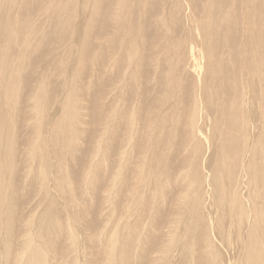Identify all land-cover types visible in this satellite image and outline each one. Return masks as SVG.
<instances>
[{"label":"bare ground","instance_id":"bare-ground-1","mask_svg":"<svg viewBox=\"0 0 264 264\" xmlns=\"http://www.w3.org/2000/svg\"><path fill=\"white\" fill-rule=\"evenodd\" d=\"M130 13L131 19L124 21ZM103 24L116 34L110 42H126L127 52L122 49L120 56L109 57L106 51L95 50ZM133 31L138 33L135 43ZM155 33L160 37L156 47L166 51L162 52L165 61L150 63L154 70L148 78L133 70V57L145 62L143 34ZM165 34L170 37L164 41ZM43 49L57 54L45 60ZM84 61L90 64L85 72L94 75L88 87L95 99L96 90L100 99L105 95L96 81L105 84L107 80L101 79L122 69V79L107 95L113 109L107 108L105 115L120 124L124 118L128 134L124 146L134 141L128 145L131 152L136 137L144 138V150L140 148L144 155L138 160L148 165V171L134 167L145 173L137 186L139 195L129 190L128 196H120L118 187L112 188L103 197L107 210L87 217L88 211L75 213L79 191H73L75 183L64 163L78 159L67 149L78 130L65 118L74 116L67 101L74 96L72 88L81 79ZM34 64L41 67L40 80L32 89L30 81L25 82L31 94L26 101L27 121L32 120L25 124L32 137L21 142V136L15 137L20 117L14 116L18 104L14 95L21 90L24 74L37 68ZM49 83L57 87L50 100L55 104L53 114L45 111ZM123 83L130 87L116 93ZM125 97L127 103L136 101L135 107L126 102L118 106ZM140 98L149 99L147 116L138 115ZM153 103L157 106L151 109ZM174 135L180 137L185 152L179 161L184 168L168 184L161 179L167 177L166 161L173 157L161 146L174 150ZM98 141L95 155L102 151ZM134 155L128 160L122 153L118 157L119 162L126 158L122 167H116L124 173L120 186L123 180L128 182L125 162L132 163ZM96 161L90 162L94 168ZM94 168L86 171L85 180ZM117 171L110 185L118 181ZM166 193L172 196L165 198ZM30 196L27 217L18 215L16 220L15 202ZM119 204L129 210L126 215H114ZM166 206L172 210L168 220L158 210ZM98 221L102 223L97 225ZM157 222L161 227L155 226ZM77 223L106 229L103 243L101 238L99 244L94 238L90 241V258L84 242L91 236H83ZM14 226L24 238L16 242L15 255ZM151 240L157 247L148 246ZM65 244L67 258L65 252L55 253L66 249ZM101 248L105 258L97 260ZM155 250L160 253L157 264H264V0H0V264H63L62 260L64 264H141L143 251L154 254Z\"/></svg>","mask_w":264,"mask_h":264},{"label":"rangeland","instance_id":"rangeland-1","mask_svg":"<svg viewBox=\"0 0 264 264\" xmlns=\"http://www.w3.org/2000/svg\"><path fill=\"white\" fill-rule=\"evenodd\" d=\"M131 14L132 13H130L129 16H126V18H125L124 21L130 20L131 17H132ZM101 27H102V32L100 33V35H97V40L95 42V48H96L95 50H97L98 52H101L102 50H104V51H106L105 53L109 57H118V56H120V53H121V50L122 49L125 52H127V46H128V44L126 42H115V43L110 42L111 37L113 39L114 36H116V34L114 35V33H111V30L110 29L108 30L107 29L108 27L106 25H104V24ZM112 30H115V29L112 28ZM145 35L143 34V37H142V40H141V42L143 41L141 43V45L144 46V47L143 46L141 47V49L144 48V49L141 50V54H143V53L146 54L145 62L144 63H141L140 61H138L140 59L139 57H137V58L136 57H133V61H135L134 62V65H133V70L136 69L138 71V73H139L140 76L144 75V76H147L148 78H150V76H151L150 73H152L153 70H154V68H152L153 66L150 65V63L154 62V65H157V62L158 63H164V61H165V58L164 57L165 56H163L162 52L164 51V53H165L166 51L163 48L156 47V46H160V43L158 41L160 37L158 36L157 33H155V36H152V35L151 36H145ZM137 36H138V33L137 32L133 31L131 33V37L133 39V43L136 42L135 39H136ZM167 37L169 38L170 36H166V34H165L164 41L166 39H168ZM163 47L167 50V48L165 46H163ZM56 54L57 53H55L54 51L49 50V49L47 51H44V49H43L42 52H41V56L45 60H49L53 55L56 56ZM160 54H162L161 57L159 56ZM137 62H139V64ZM83 64H84L83 67L85 68V70L81 71V73H80L81 79H80V81H77L75 83L77 85L74 84V86L72 88V90L74 89V91H73L74 96L70 97L68 99V101H67V104H68L67 110H72V113L73 112H75V113H74V116L72 118H70L68 116H66V118H65L66 119V123H68L69 126H71L72 124L75 126V124H76V127L75 128H76V130H78V131H76L75 139L68 145V148H67L69 154L70 155H73L75 158H78V159H75L73 161H66V162L64 161V163H65L66 168L68 169V173H69V176H70V180L72 181V183H75V184H73V191L74 192H75V190L76 191H79L77 194L75 192V195H76L75 200L76 201L75 200L74 201H75V205L77 207L76 208L77 212H75V213L78 214V212H81V211L87 213V211H88V213L86 215V217H87V216L90 215V213L92 214V216H98L99 214L102 215L107 210V209H105L107 207V205H108V202H107V199L106 198L108 197V193H109L110 190H112V188L116 189L118 187L116 190H117V192H118V194L120 196H122L124 193H126V195L128 196V194H129L128 191L129 190L130 191L132 190L135 193L137 191V186H139L142 183V180L144 179L145 173L144 172H140L137 169L134 170V167H136L138 169H143V170L146 169L145 171H148V168H147L148 165H144L143 160H138V158L140 156H142V158H143V155H144V152H143V155H142V151L140 149V148H142L144 150V148H143V140H144V138H142L143 140L140 139L139 136H137L136 139L134 138L135 140H137L136 141L137 142L136 143V148L134 150V148L132 146L133 151L131 152V148H129L128 145L129 144L132 145L133 144L132 142H134V141L130 142L129 144H126L127 145V146L125 145L126 147L124 146L125 141H126V139L128 137L127 136L128 134H127V132L125 131V128H124V123H123L124 122L123 121L124 118L121 117V120H120L121 124H120L119 123V120H117V122H115V120H113V118H110L109 117L110 115L109 116L105 115V112H106L107 108L110 107L109 109H111V107H112V106H110L108 104L110 102V99H112V98H108L107 99V95H108L109 91H113L115 89V87H112V86L117 85L116 84V83H118L117 79L118 78H121L122 79V77H121V74H123L121 72L122 69L119 71L120 73H115L114 72L115 69H114V70H112L113 71V74L111 76H109L108 79H105V78L101 79L103 81H106L107 80L106 83H105L106 85L103 84V83H101V82L96 81V85H98V87H100V91L103 92V94H105V95H103V97H102L103 99H100V96H98V91L96 90V96H97V98L95 99L94 98V91L92 89L90 90V88L88 87V83L92 80V78H93L94 75L88 76L89 74L86 73L85 71H87L86 68H88L90 70V68H89L90 67V64L88 62H85V61L83 62ZM106 64L107 63L105 62L104 65L106 66ZM37 65L38 64H36L35 66H37ZM148 66L151 67V70H149L147 68ZM141 67H143V68H141ZM138 68L139 69H142V74H140L141 71ZM34 69L35 70H32L31 72H27V73L24 74V78L22 79L23 82H22V85H21V90H20V92H18V93H16L14 95V99L18 102L17 107L14 110V116L16 118L17 117H20V120H17V123L15 124L16 125L15 137H16V139H19V137L21 136L20 137L21 138V142L23 141V138L24 137H29V138L32 137V135L30 136L28 134L29 131H28V129H26V126L27 125L25 123L32 121V120L27 121V116H28L27 115V110H28V106L27 105L29 103L26 102V101H28V99H29V97L31 95L28 92V90L29 89H32V84L35 85L38 82V79L40 80V77H41V76H39V73L41 72L40 71L41 70V67L40 66H37V68L35 67ZM72 70L78 72V70L76 68L75 69H72ZM128 70H129V72H131L132 71V68L131 69H128ZM43 71H44V69H43ZM27 81H30V83H31V86H30L29 89H27L25 87V82H27ZM46 87H47V90H48V97H47V102H46V105H45V108H47V109L45 111H47L50 114H53L54 113V110H55V104H54V101L50 103V100L53 98V92H54L53 90H56L57 87L54 86V84H52V83L46 84ZM129 87L125 83L120 84V85H118L116 87V93H120L121 94V92H123V90L125 88H126V91H127V88H129ZM146 88L148 89V90L146 89V92H149L150 91V88H151V85L150 84L147 85ZM146 92H144L143 95H146L147 94ZM64 93H65V90H64L63 94ZM64 95H66V93ZM149 95H150V93H149ZM109 97H110V95H109ZM48 99H49V101H48ZM148 100H145L144 101V100L141 99V106H140L141 109H139L140 111L138 110V115H141V116L146 115L147 116L148 109L150 108V105H148V102H149ZM97 101H99L100 103L103 102L102 104H100L101 106L97 103ZM123 102H126V104H128V105H132V107H135V105H136V101L130 102V103L128 102L127 103V98L125 97V99L123 101H120L119 102L120 104H118V106L121 105V104H123ZM114 105H115V103L113 104V106ZM156 106L157 105L155 103H153L151 109L152 108H155ZM112 109H113V107H112ZM104 116H105V119H104ZM28 120H29V117H28ZM94 120H96V121H94ZM111 120H113V121H111ZM71 121H73L74 123H72ZM107 124L111 125V126H109L108 129L106 128ZM135 126L138 128L140 126V124L138 122H136L135 123ZM115 127H116L117 130L114 129ZM104 131H106V132L104 133ZM121 132H122V135H121ZM107 133H108V135H107ZM176 133H178V132H176ZM104 135H105V137H104ZM172 137L175 138L176 136L174 135ZM178 137L179 136H177L176 137V140H175V141H177L176 142L177 146H176V144L174 145V147L176 146V148H174V150H173V147H171V146H165V145H162L161 146V147H163L162 148L163 150L166 147L167 153L170 154V156L173 157V158L170 157L168 160L166 159L167 160L166 161V164H167V167H168V168L166 167V173L168 172L167 169L169 170V172H168L166 178H162L161 179V180H164V179L168 180L169 181L168 184H171V182H173L175 180L176 174H178L179 171L181 172L182 171V168H184L183 167V164L180 165V162L179 161L183 158L185 152H183L184 149H180L179 143H180L181 139H180V137L179 138ZM97 139H99V141H98L99 142V148L98 149L99 150L102 149L101 152H104L105 155H104V153H101V152L100 153L97 152L98 153L97 155L94 154V150H95V148H96V146L98 144L97 143ZM124 139H125V141H124ZM85 140L87 141L86 143L84 142ZM64 142H67V140H65ZM119 144H120V147L121 148L119 147ZM23 148H24V146H23V143H22L20 145V149H19L20 150V153L19 152L17 153V151H16L17 155L15 154V157L16 158L18 157L17 159H19V154L21 155V153L23 152L22 151ZM89 148H90V150H89ZM176 149L178 151L181 150L182 151V152H180L181 154L177 153L178 151ZM119 150H121V151H119ZM175 150H176V152H174ZM170 151H171V153H169ZM83 152H85V154ZM121 153L128 156L127 160L129 159V157L131 155H134L135 154L134 157L132 158V163L131 162H128V163L125 162V164H128L127 167H126V169L127 168L128 169L126 170L127 172L125 174H127V176H129V178H128V182L125 181V180L122 181L123 182L122 183V186H120L121 184L119 185V183L121 182L120 180L123 179L120 176V174H124L123 173V170L122 171L121 170H119V171L116 170V169H118V168H116L117 167V164L118 165L120 164V167H122L123 166L122 165L123 164V160L126 159L125 156H122L121 159H120V162H119V158L118 157L121 156ZM174 153H177V156H175L176 154H174ZM86 154H87V156H86ZM89 154H90V156H89ZM100 156H102V157H100ZM148 157H149V155H148ZM97 159H99L100 161L97 160ZM85 161H86V163H85ZM91 161H92V163L96 161L95 168H94V166L91 165V163H90ZM104 162H105V164H104ZM88 163L90 164V166H87ZM92 168H94L95 170H93L92 172H90L89 176H87V180H85L84 176L86 175V171L87 170L89 171ZM73 169H75V170H73ZM131 170L132 171L134 170V172L131 173L132 172ZM156 170H158V169H156ZM73 171L74 172H77V174H74ZM115 171L118 172V174H117L118 181L115 180L114 184L113 185H110L111 182H112L113 173ZM158 173L160 174L161 171L158 170ZM72 175H73V177H72ZM74 175H77L81 179L76 178ZM161 175L163 177V174H161ZM21 178L22 177H20V181L22 180ZM92 179L94 180V182H92L93 181ZM89 180H90V182H89ZM103 180H105V181H103ZM177 181L178 180H176V182ZM17 183L18 182H15L16 186H17ZM77 183H79V185H77ZM116 183L119 186H117ZM20 187L21 186L18 185V188H20ZM75 188H78V190L75 189ZM90 188H91V190H90ZM89 190L91 191V194L89 193ZM92 190H93V192H92ZM94 190H96V191H94ZM166 190H168V189H166ZM84 194H85V197H84ZM135 194L136 195H139V191L136 192ZM168 194L169 193H166L164 195V197L166 195H168ZM170 194H169V196H172ZM77 195H80V196L78 197ZM32 196H30V197H24V198L20 199V201H18L17 203L15 202V206H17V209H18L17 215L15 216L16 220L19 221V216L20 217L23 216V217H21V219H25L27 217L28 212H29L28 209H30L29 208V205L32 207V204L30 202V199H31ZM81 197H82V199H81ZM103 197H106L105 198L106 201H105V199H103ZM165 198H169V197L166 196ZM82 203H83V205H79V204H82ZM95 205H96V209L94 208ZM70 207H71V209H74L73 207H75V206H73V207L70 206ZM80 207H81V209H80ZM122 208H123L122 207V204H119L118 207H115V211L116 212H115L114 215L117 216L118 215L117 212L118 213L119 212H122L124 215L127 214L126 212H129V210L127 209V207H125L124 209H122ZM166 208L167 209H164L162 207H159L158 210H159V212L162 211L160 214L163 213L162 215L165 216L164 219L165 220H168V219H171L172 218V214H171L172 210L170 208H168V206H166ZM86 209H88V210H86ZM75 213H73V215L76 217ZM168 214H170V215H168ZM167 215L170 216V218ZM18 221H17V223H18ZM82 221H85V220L84 219L83 220H80V222H82ZM101 223L102 222L98 221L97 222V225H100ZM15 225H16V223H15ZM77 226L80 229L83 230V234H84L83 236H85V233H86V235H88L87 238H89L91 236V238L89 239V241L86 240V238H85L86 242H84V245L86 246L85 251H86V254L88 256L87 258H90V254H91L90 252H93L92 245H91V242L90 241H92V239L94 238V244H99V242L100 243H103L104 242V239H103L104 237L101 236V234L105 236V234H104L105 232L103 233V231H105L106 229L103 226V230L101 231V229L100 228H97L98 226L96 227V225H90V226L89 225H83V224L80 225V223H77ZM86 226H87V228H86ZM106 226H108V224H106ZM155 226H157L158 228L161 227L158 222L155 224ZM98 229H100L99 232L96 231ZM90 233H92L94 235L92 236V234H90ZM95 234H97V235H95ZM100 238H101V240H100ZM16 239H18V240H16ZM23 239H24L23 236L20 235V233H18V230H17L16 226H14V255L17 254V250H16L17 243L16 242L17 241H21ZM98 240H100V241L97 243ZM65 246H66V244H65ZM74 246H75V243L73 242L72 245H70V247L73 249V248H75ZM148 246H150V248L151 247H157V245L155 244V242H153V240H151V242L148 243ZM102 250L103 249L101 248L98 251L99 254H97V260H98V258L100 260L103 259V258H105V254L104 253H100V252H102ZM61 252L67 253V254H65L66 258L69 256L68 255V247L67 246H66V249H63L62 251L59 250V249L57 251H55V253H61ZM74 254L75 253H72V255H74ZM143 255H144V259H143L144 261L142 260L141 264H150L151 263V260H152L151 258H153L152 264H157V262L159 260L160 253H158L156 250L154 251V254L153 253L152 254L151 253H147V252L143 251ZM81 256H83L82 253H81ZM92 258H94V257H92ZM62 261H63V264H64L65 261L64 260H62ZM117 262L118 261H115V264ZM98 263H99V261H98ZM102 263H103V261H102ZM92 264H94V262Z\"/></svg>","mask_w":264,"mask_h":264}]
</instances>
